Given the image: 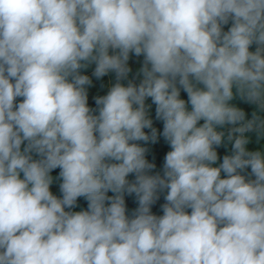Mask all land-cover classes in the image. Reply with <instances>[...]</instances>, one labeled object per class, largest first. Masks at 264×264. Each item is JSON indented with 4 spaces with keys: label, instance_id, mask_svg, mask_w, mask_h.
<instances>
[{
    "label": "clouds",
    "instance_id": "clouds-1",
    "mask_svg": "<svg viewBox=\"0 0 264 264\" xmlns=\"http://www.w3.org/2000/svg\"><path fill=\"white\" fill-rule=\"evenodd\" d=\"M0 264H264V0H0Z\"/></svg>",
    "mask_w": 264,
    "mask_h": 264
},
{
    "label": "trees",
    "instance_id": "trees-1",
    "mask_svg": "<svg viewBox=\"0 0 264 264\" xmlns=\"http://www.w3.org/2000/svg\"><path fill=\"white\" fill-rule=\"evenodd\" d=\"M98 95H105V93H103V91H102V85L99 86V92H97L95 94V96H98ZM182 96H183V98H186V95L183 93H182ZM94 97L91 100H89L90 105L93 107H95ZM233 103H236L239 107L245 109V111L249 114V117H250L253 106H250L247 103H245L244 101H241L239 99L233 101ZM152 116H153V118L155 116L154 106L152 108ZM154 126L157 127L160 131H162V123L161 122L155 121V119H154ZM146 147L149 148L148 159L150 161H153L156 163V165H157L156 171H161L162 170V164H163V156L169 150L167 144L164 142L163 138L160 137V139L158 140V142L156 144L149 143L146 145ZM218 152L221 154V157H222V155L225 154V152H226V148L221 147L220 149H218ZM58 171L59 170L57 169L56 172L53 173V175L58 174ZM53 191L57 195L59 194L58 189L53 190ZM109 195H111V193H109ZM126 203H127L128 209H129V214H131V212L137 207L134 196H126ZM162 203H164L163 197H161L160 201H158L157 204L153 206V212L155 214H157V215L162 214V212L160 210V205ZM86 207H87V202L83 198H80V200L78 201L79 210L86 208Z\"/></svg>",
    "mask_w": 264,
    "mask_h": 264
},
{
    "label": "rangeland",
    "instance_id": "rangeland-1",
    "mask_svg": "<svg viewBox=\"0 0 264 264\" xmlns=\"http://www.w3.org/2000/svg\"><path fill=\"white\" fill-rule=\"evenodd\" d=\"M142 57L137 58L135 56H132L129 60V65L132 68V72L129 74V79H133L136 75L137 70L141 66ZM94 70V65L90 66L87 70H84V74H88L91 77V73ZM93 80L92 85L89 87V100H91L97 92H99V86L102 85V91L103 93H107L108 88L111 83L115 82V74L110 73L109 75L101 78L100 80H96L95 77H91ZM138 82V81H137ZM127 83V81H125ZM150 102V101H149ZM58 189V184H55L53 186V190ZM75 210H79L77 207Z\"/></svg>",
    "mask_w": 264,
    "mask_h": 264
}]
</instances>
